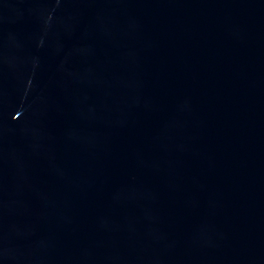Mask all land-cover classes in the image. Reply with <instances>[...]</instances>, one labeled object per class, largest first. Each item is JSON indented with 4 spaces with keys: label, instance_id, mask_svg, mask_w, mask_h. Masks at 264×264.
I'll return each instance as SVG.
<instances>
[{
    "label": "water",
    "instance_id": "obj_1",
    "mask_svg": "<svg viewBox=\"0 0 264 264\" xmlns=\"http://www.w3.org/2000/svg\"><path fill=\"white\" fill-rule=\"evenodd\" d=\"M0 264H264V0H0Z\"/></svg>",
    "mask_w": 264,
    "mask_h": 264
}]
</instances>
